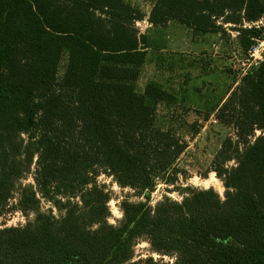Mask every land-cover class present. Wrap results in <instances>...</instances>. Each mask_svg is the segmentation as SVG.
<instances>
[{
    "label": "trees",
    "instance_id": "1",
    "mask_svg": "<svg viewBox=\"0 0 264 264\" xmlns=\"http://www.w3.org/2000/svg\"><path fill=\"white\" fill-rule=\"evenodd\" d=\"M201 5L157 0L148 22L225 33L193 16ZM211 13L234 25L244 52L264 39L243 27L264 17V0H213ZM145 18L126 0H0V217L35 214L0 230V264H264V61L217 108L237 134L209 171L224 199L213 188L178 186L188 142L156 121V105L178 97L157 82L142 94L136 87L148 40L135 23ZM101 176L144 199L121 200L118 225L109 223L113 193ZM159 184L180 199L152 206ZM142 240L159 259L135 260Z\"/></svg>",
    "mask_w": 264,
    "mask_h": 264
},
{
    "label": "rangeland",
    "instance_id": "2",
    "mask_svg": "<svg viewBox=\"0 0 264 264\" xmlns=\"http://www.w3.org/2000/svg\"><path fill=\"white\" fill-rule=\"evenodd\" d=\"M157 0H126V2L132 7L140 10L144 15L149 14ZM202 3L198 8H194L192 11L193 16L201 23H209L215 21L218 25H222L225 29V33L217 34L214 43L219 45L216 52L217 55H221L222 64H220V75L216 74L217 77H212L211 81L216 82L215 86L203 84L205 81L202 74H205L204 70L197 68V62L195 59L190 58L189 62L185 64L180 61V64L187 66L192 71V76L187 78L185 75L178 72L175 74L174 68L171 70V76L169 80L164 78L167 70V66L179 67L180 65L176 62H169L167 56H158L159 49L156 44L152 42V25L149 24L148 20L140 21L135 23L136 28L139 30L141 35L147 37V58L146 63L142 67V79L136 84L137 92L143 93L145 85L155 82L153 74L160 77V82L164 86H170L171 92L174 93L178 99L176 103L169 104H157L156 121L158 126L164 129H172L177 132L183 139L188 142V150L179 162L180 169H185L187 172V179L180 178L178 186H192L198 189L213 188L222 199H224L225 188L222 181L216 176L215 173L209 172L215 155L221 149V146L226 138H231L234 141L237 140V134L232 128H228L222 125L216 115L213 116L212 109L198 110V105L202 101H206L209 97H213L214 101L209 105L213 108L222 98H225L227 92L235 81L243 78L242 66L237 64L236 59H245L247 52H244L239 39V32L234 30V25L225 24L223 17L216 19L212 16L211 7L213 0H198ZM262 23H259V30L264 32V17L260 19ZM248 22L243 23V27L249 28ZM193 36L190 39H197L203 37L202 34L196 33L191 30ZM216 49V48H215ZM197 59V58H196ZM68 61V55L63 56L62 62L59 67L58 79L62 80L66 65ZM202 64V63H200ZM190 67H189V66ZM184 67V66H183ZM181 71H183L181 69ZM181 73V72H180ZM177 75L176 78H174ZM164 76V77H163ZM199 76V77H198ZM201 76V77H200ZM163 77V78H162ZM157 78V77H156ZM178 82V83H177ZM186 82L188 90L184 92L181 84ZM160 84L162 87L163 85ZM176 85L175 88L172 85ZM164 88V87H163ZM216 93V94H214ZM213 116V117H212ZM198 130V132H197ZM261 135V131H256L255 135L249 139L250 143L254 142L257 137ZM235 161H231L228 167H234ZM101 184H105L107 189L113 193V199L110 201V208L112 211V218L109 219V223L112 225H118L123 215L119 209V203L121 200L128 198L133 202L143 201L134 194V191L130 189L122 190L119 188L111 178L101 176L99 178ZM24 185L33 184L32 176H29L22 181ZM167 189H173V187L167 188L164 184H159L156 191L152 194L151 205L155 206L164 196H169L175 200H179L180 197L177 193H169ZM19 195L16 193L15 198L11 201V204L15 205L18 203ZM50 208L48 203L43 204V211H47ZM55 214L58 215L57 212ZM35 214H29L28 216L23 215L19 211H12L6 215L0 217V230L7 227H21L25 226L28 221H33ZM150 246L146 241H139L135 247V260L144 259L151 256ZM159 259V256L152 255ZM165 262L173 263V260L164 258Z\"/></svg>",
    "mask_w": 264,
    "mask_h": 264
},
{
    "label": "crops",
    "instance_id": "3",
    "mask_svg": "<svg viewBox=\"0 0 264 264\" xmlns=\"http://www.w3.org/2000/svg\"><path fill=\"white\" fill-rule=\"evenodd\" d=\"M145 16H146L145 19L148 20L149 14ZM191 30L192 29L177 22H169L166 26H159V27L152 26V30H150L149 32L152 33L151 36L152 42L155 43L157 48L159 49L158 56H167L169 62L171 63L176 62L180 65L179 67L177 66L174 67L172 65L167 66L166 68L167 70L165 71V73H162L160 75H164L165 77L164 76L163 77L169 80L170 78H173L171 76V70L174 68L175 74L178 72V76H180V74H183L187 78H190L192 76V71H190V69L187 66L180 64L179 62L183 61L185 64H187L186 62H189V59L192 58L195 59L197 62L202 63V64L199 63V65L197 64L196 67L197 68L201 67V69L205 71L204 72L205 74L201 75L205 79L203 84L215 86L216 82L211 81V78L214 76L217 77L216 74L218 75L221 74L222 71L220 70V64L223 63L221 55H217L218 53L216 52L219 45L214 43V40H216L217 38V34H202L203 37L201 38L190 39V36L191 37L193 36ZM181 69L183 71H181ZM157 73L153 74V78L158 84H162L160 82V77L157 76L159 74ZM175 74H173V76H175ZM141 77H142V73H141ZM141 77L139 81H141L142 79ZM176 77L177 75L174 78ZM239 83L240 80L235 81L231 86L230 90L227 92L225 98H222L220 100V103L218 102V104H216L213 108H210L209 105L214 101L215 95L213 97H209L206 101H202L200 105L197 106V108H199L198 110L212 109L213 116L216 115L218 106H220L223 102H225L229 94L239 85ZM147 85H145V87L143 88V92ZM185 85L186 82L181 84L182 88L184 89V92L188 90V88ZM175 86L176 85H172L173 88H175ZM163 87L164 89L170 92L172 91L171 88H169L170 86L163 85Z\"/></svg>",
    "mask_w": 264,
    "mask_h": 264
},
{
    "label": "built area",
    "instance_id": "4",
    "mask_svg": "<svg viewBox=\"0 0 264 264\" xmlns=\"http://www.w3.org/2000/svg\"><path fill=\"white\" fill-rule=\"evenodd\" d=\"M261 21L249 24V28H259ZM246 28V27H244ZM253 45L247 52L245 59H236V63L242 66L243 76L251 72L253 69L258 68L264 61V39H253ZM216 47V46H215Z\"/></svg>",
    "mask_w": 264,
    "mask_h": 264
}]
</instances>
